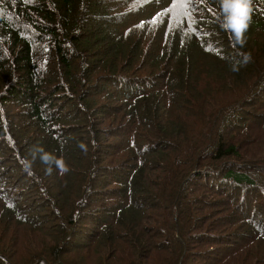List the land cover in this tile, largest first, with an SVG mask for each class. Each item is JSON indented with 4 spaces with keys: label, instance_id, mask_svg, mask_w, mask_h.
<instances>
[{
    "label": "trees",
    "instance_id": "trees-1",
    "mask_svg": "<svg viewBox=\"0 0 264 264\" xmlns=\"http://www.w3.org/2000/svg\"><path fill=\"white\" fill-rule=\"evenodd\" d=\"M180 4L0 0V240L28 248L34 229L23 233L18 221L38 227L45 217L52 222L63 216L58 232L48 228L53 246L30 256L27 264H72L66 257L70 246L84 237H75L78 227L103 219L97 244L110 263L112 256L117 264L142 260L138 249L150 245L148 259L178 246L184 264H197L185 239L208 221L229 228V244L237 249L264 244V231L251 222L264 225V163H238L243 146L259 141L248 134L264 126V114L246 112L264 99V57L254 48V37H264V0H253L243 46L219 27L217 0H190L191 18ZM258 47L264 52V40ZM231 96L240 102L233 103ZM83 132L98 148L89 163L82 162L91 144ZM9 145L18 152L16 181L21 176V184L35 176L41 181L27 189L40 188L38 212L16 200L17 191L8 185ZM35 149L62 158L70 171L62 174L54 164H44L39 152L33 156ZM84 195L83 207L76 208V199ZM118 197L122 201L113 216L101 217L105 203ZM164 207L173 223L166 222L165 231L158 223L155 234L145 226L157 223ZM206 210L210 213L204 215ZM65 218L70 227L62 225ZM119 228L127 234L123 246L114 242ZM85 232L93 238L90 229ZM200 234L197 242L206 246L220 236ZM16 254H8L13 262L2 252L0 264H22Z\"/></svg>",
    "mask_w": 264,
    "mask_h": 264
},
{
    "label": "rangeland",
    "instance_id": "rangeland-1",
    "mask_svg": "<svg viewBox=\"0 0 264 264\" xmlns=\"http://www.w3.org/2000/svg\"><path fill=\"white\" fill-rule=\"evenodd\" d=\"M258 13L261 11V8L258 7ZM256 40L254 41V48L256 51V54L261 55L262 57H264V52L261 51L258 47V44L260 41L264 40V37H254ZM110 90H113V88H110ZM103 97L104 96H99L97 99L99 100V103L103 102ZM230 101H232L233 103H239L240 101H238L237 99L233 98L231 96ZM255 106L256 108H246V112H254L257 111V114L260 113L259 115H263L264 114V99L263 100H256L255 101ZM258 115V117H259ZM261 121V120H260ZM4 125H6V122H4ZM248 125L249 128L253 127V121L248 120ZM108 126V124L106 125H102L101 128H106ZM256 126H254L252 129H255ZM8 137H12L10 131H7ZM251 133L248 134V138L249 140H255L257 137H259V141L256 142L255 144H251L248 143L247 145H245V143H243L245 146H243L242 149V155H243V159L238 161V163H247V164H263L264 163V126L262 127V129L260 130V132H253V135ZM82 135L85 137L84 139L87 140V142L89 141L90 147L87 148L89 151H86L85 153L82 154V156H84V161H82L83 163H89L90 159H92L95 155H97L98 152V148H97V143L94 142L92 140V136L90 137V135L86 134L85 132L82 133ZM32 134L30 133L28 136H26V139H28L29 137H31ZM252 138V139H251ZM113 141V140H111ZM240 141H246V138L242 137L240 138ZM117 145L119 146V143H117ZM15 146V145H14ZM13 145H9V146H5L6 148V155H5V159L6 161L11 162V169L10 167L7 168L5 171H9L10 173L8 174H15L16 177L11 179L8 178L7 176V181H10L11 183H9L8 185L11 187L12 190L17 191L15 198L16 200H19L21 202L22 205L28 203V210L32 211V207L35 206L36 210L35 211H39L40 207L42 206V200H41V193H40V188H34L33 192L32 189L27 190L29 187H35L37 186L35 183L41 182L40 179L35 176V181H33L32 178H27V181L24 182L23 184L27 183V186L25 188H23V184L19 183L20 180H23V176H21L17 181L16 178L19 176V173L17 172L16 168H15V160L18 157H14L16 154H18V152L15 150L17 148L14 149ZM89 153L92 154V156H89ZM247 155V156H244ZM253 157V158H252ZM120 161V160H119ZM118 161V164L120 163ZM242 161V162H241ZM90 165V164H89ZM88 165V167H89ZM87 167V169H88ZM86 169V170H87ZM92 171H94V169H92ZM80 172V171H79ZM154 173V172H152ZM83 175L82 172H80V176L79 178ZM71 175L69 174L66 177L67 179H71ZM83 179V178H82ZM65 180V181H66ZM109 180L111 182H114L113 185H115V180L114 178H112V175H109ZM7 185V184H5ZM30 185V186H29ZM118 192H123V189H119L118 188ZM85 195L82 198H77L76 202H75V207L78 208L80 205L81 207H83L84 204H82L83 200H84ZM263 197V195H262ZM262 201V204L264 203V200H262V198H260ZM114 202H111L110 205H107L105 203L104 207H102V209L100 210L99 214L101 217H103L105 214H114V211L117 208V205H119V203L122 201L120 197L115 198L113 200ZM51 205L54 207L52 199L50 200ZM44 205V203H43ZM75 208V209H76ZM47 207L44 206V208H42V212L43 213H47ZM164 209V211H163ZM69 211V209H67L65 212L67 213ZM161 215H159L158 218V222H151L149 224V227L145 226V228H149L150 230H152L153 233L156 232V230L154 229V227L160 223L163 222V224L158 227V229H163V231H165L167 229V225L165 224L166 222L169 223H173L172 218H170L168 215L171 214L170 210H168L167 208H161ZM176 210H173L172 213L175 215V217H177L176 214ZM70 213L72 215V210H70ZM76 213V211H75ZM204 215L210 213V210H206L202 212ZM63 214V213H62ZM225 214H227V212H225ZM71 215L69 217V219H74L71 218ZM51 216V214L49 215V217ZM217 217V216H216ZM63 219V216H61V218L56 221L54 219V221L51 222L52 219H47L45 217V219H43V224L44 226H34L31 224H25L21 221H18L19 224L18 227H20V231L23 233H27L29 231H31L32 229H34L33 233L36 235V237L33 239V241L31 242V245L28 248H25V246H23V244L21 243L20 245L18 244H12V245H4L5 244V240L2 241L0 240V254H2V252L5 253L6 257L9 258L8 254L16 252V258L18 260H20L22 262V264H27V261L30 256L38 254L42 251H44V248H51L53 246V241H55V238L50 236V233L48 232V228L51 229H57V232L61 229L60 228V224L61 221ZM68 218H65L63 221L64 226L66 227H70V222H69ZM16 220V219H15ZM17 221V220H16ZM109 221V220H108ZM252 224H253V229H261L262 231H264V225L262 223H258L257 220H251ZM51 223H53L52 226ZM104 223V219L102 220V222L98 225H93L90 224L89 225H80L78 227L77 234L75 235V237H78L80 234H83V238L79 237L75 240H73L74 246H70L71 251L68 253V255L66 256L68 259H70L69 261L72 262V264H117L116 260L113 258L111 259V263L108 261V259L106 257L103 256V251L101 248L98 247L97 244V236L99 235V233L102 232V224ZM15 224V223H14ZM211 223H207L206 227L203 230L197 231V230H193L191 229V231H189V236L187 235L186 239H185V247L187 249V253H194L195 259L197 264H264V244L262 243H256L254 247L250 248V249H244V248H240L237 249L236 245H232L229 244L230 243V239H232L231 233L227 236V234L229 233V231H231L229 228H227L226 226L221 227V228H215L214 226H210ZM256 225V226H255ZM43 228V229H41ZM215 228V229H213ZM85 229H90L94 236L93 238H97L96 240H93V238H90V235H88L85 232ZM240 229H244L245 227H241ZM42 230V231H41ZM71 231H74L73 226L71 227ZM246 231H248L249 233L253 234L252 229L247 228ZM117 239L119 238V242H117V239L114 240V242L116 243L117 246L124 245V242L122 241L125 237H127V234H125V230L122 228H119L117 230ZM200 233H203V235H205L206 237H210L212 235H220L217 236L216 239L211 238V244L209 245H205L203 243H198V236L201 235ZM157 234V232L155 233ZM68 236V235H67ZM152 235L147 236L144 235V237L146 239H150ZM226 237V239H225ZM194 238L196 239V241L194 240ZM61 240V239H60ZM159 238L156 235V239L155 241L158 242ZM62 241L59 242L60 244H62ZM210 245H212L210 247ZM4 248L9 249L10 252H6V251H2ZM210 247V248H208ZM209 249V250H208ZM173 251V255L171 254V251ZM169 250H163L160 249V252L156 251L153 254V257L151 259H148L152 248L150 245H146L145 248L143 249H138L137 253L141 255V259H135L134 257H131L129 259V261H126V264H184V258L181 255V250L178 246H176L174 248V250L169 249ZM259 252H260V256H259ZM134 255V253H133ZM65 256V254L63 253V257ZM10 261L14 262V259L9 258Z\"/></svg>",
    "mask_w": 264,
    "mask_h": 264
},
{
    "label": "clouds",
    "instance_id": "clouds-1",
    "mask_svg": "<svg viewBox=\"0 0 264 264\" xmlns=\"http://www.w3.org/2000/svg\"><path fill=\"white\" fill-rule=\"evenodd\" d=\"M217 3L219 6L217 15L219 27L224 32L232 34L236 42L243 46L244 35L252 21L253 0H217ZM232 70L238 71L239 69L233 66ZM37 152L40 153V159L44 164L49 166L54 164L62 174L70 171L69 166L62 158L57 159L52 154L44 152L43 149H35L33 152L34 157Z\"/></svg>",
    "mask_w": 264,
    "mask_h": 264
},
{
    "label": "snow or ice",
    "instance_id": "snow-or-ice-1",
    "mask_svg": "<svg viewBox=\"0 0 264 264\" xmlns=\"http://www.w3.org/2000/svg\"><path fill=\"white\" fill-rule=\"evenodd\" d=\"M189 3H190V0H181L180 6L185 9L184 15L188 16L189 18H191V13L189 11H187ZM153 22L155 23L156 21H153Z\"/></svg>",
    "mask_w": 264,
    "mask_h": 264
}]
</instances>
